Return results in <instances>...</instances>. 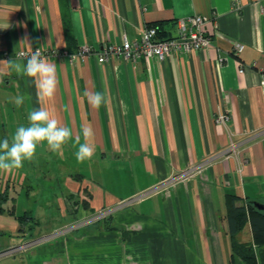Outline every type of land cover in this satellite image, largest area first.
Wrapping results in <instances>:
<instances>
[{
  "label": "crops",
  "instance_id": "crops-1",
  "mask_svg": "<svg viewBox=\"0 0 264 264\" xmlns=\"http://www.w3.org/2000/svg\"><path fill=\"white\" fill-rule=\"evenodd\" d=\"M192 14L207 20V47L97 61L109 44L138 41L147 25L173 36L177 19ZM85 44L91 54H67ZM37 48L59 79L45 101L6 62ZM0 73V140L39 107L72 132L62 154L43 142L22 168L0 170V250L86 221L0 264H245L232 251L226 199L264 204V0H0ZM85 90L104 94L99 109ZM17 95L27 97L19 108ZM88 125L95 154L77 163L75 138L83 143ZM206 159L186 181L134 198ZM104 208L112 212L87 219ZM235 239L253 242L249 221Z\"/></svg>",
  "mask_w": 264,
  "mask_h": 264
},
{
  "label": "clouds",
  "instance_id": "clouds-1",
  "mask_svg": "<svg viewBox=\"0 0 264 264\" xmlns=\"http://www.w3.org/2000/svg\"><path fill=\"white\" fill-rule=\"evenodd\" d=\"M24 54L16 59L7 60V67L17 75L30 77L35 82L36 96L39 101L51 99L57 90L59 79L56 64L45 58L39 48L27 57L26 63H21ZM4 73H0L3 75ZM88 104L93 109H99L105 102V96L98 91H84ZM27 97L17 95L13 98L16 107H21ZM28 124L20 125L10 138L0 140V170L11 173L14 169H20L25 161H32L37 146L46 142L48 150L62 154V146L72 138V132L44 107L31 110L27 116ZM84 142L81 143L77 134L74 146L78 150L74 153L77 163L90 160L95 154V145L91 143L94 131L91 125L82 129Z\"/></svg>",
  "mask_w": 264,
  "mask_h": 264
},
{
  "label": "built area",
  "instance_id": "built-area-1",
  "mask_svg": "<svg viewBox=\"0 0 264 264\" xmlns=\"http://www.w3.org/2000/svg\"><path fill=\"white\" fill-rule=\"evenodd\" d=\"M206 21V18L199 14H192L186 17L178 18L176 21L175 34L165 39L159 38L157 36V29L155 26L147 25L141 30L140 39L138 41L131 42L126 37H124L120 43L109 44L105 46V48L100 53H96L97 61L104 62L110 55H121L125 59L133 61L137 60L140 57H144L147 59L155 57L158 60H162L165 56L168 55L169 51L172 48L182 47L186 49H200L203 47H207L210 43V38L204 32ZM236 48L238 50H241L242 44H236ZM91 52L92 50L90 46L88 44H85L82 45L76 53H66L70 56V58H80L84 57L85 55L91 54ZM31 53L32 52L29 51L20 52V54H24V56H30ZM49 53L54 56L58 55V52L56 50L47 52L46 55H48ZM240 71H242L241 68ZM261 86L262 90L264 91V79L261 80ZM227 119L228 114L225 112L219 113L216 116V120L220 123L225 122ZM209 161V159H206L198 165L180 170L179 172L172 174L166 179L160 181L155 186H152V188L145 190L142 194L134 196V198H142L144 196L151 195L156 191H160L173 186L176 183L184 182L188 178H190V176L200 173L205 165L209 163ZM129 200L131 199L129 198L127 200H124L123 202H128ZM110 212H112L111 208L100 209L89 216L87 219L90 221H94L107 215ZM84 223H86V221L79 220L77 222H74L73 224L59 227L45 234L29 238L19 244H15L13 246H9L4 250H0V256L20 250H25L43 242H48L54 239L56 236L62 234L63 232L76 229L79 226H82Z\"/></svg>",
  "mask_w": 264,
  "mask_h": 264
},
{
  "label": "trees",
  "instance_id": "trees-1",
  "mask_svg": "<svg viewBox=\"0 0 264 264\" xmlns=\"http://www.w3.org/2000/svg\"><path fill=\"white\" fill-rule=\"evenodd\" d=\"M157 29V36L165 39L169 38L162 32L158 25L152 24ZM1 196V195H0ZM2 198L4 195L2 194ZM237 196L228 195L226 199L227 214L226 219L229 226L231 236V245L233 254L245 262V264H264V210L257 209L251 200L247 204L236 206ZM11 213V212H10ZM29 216L23 214L17 216L22 221ZM249 221L252 230L253 242H240L235 239V235L239 232L246 222Z\"/></svg>",
  "mask_w": 264,
  "mask_h": 264
},
{
  "label": "water",
  "instance_id": "water-1",
  "mask_svg": "<svg viewBox=\"0 0 264 264\" xmlns=\"http://www.w3.org/2000/svg\"><path fill=\"white\" fill-rule=\"evenodd\" d=\"M252 204H253L257 209L264 210V204H263V203H260V202H258V201L252 200Z\"/></svg>",
  "mask_w": 264,
  "mask_h": 264
},
{
  "label": "rangeland",
  "instance_id": "rangeland-1",
  "mask_svg": "<svg viewBox=\"0 0 264 264\" xmlns=\"http://www.w3.org/2000/svg\"><path fill=\"white\" fill-rule=\"evenodd\" d=\"M127 199H129V198H126L125 200H127Z\"/></svg>",
  "mask_w": 264,
  "mask_h": 264
}]
</instances>
